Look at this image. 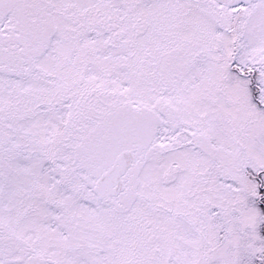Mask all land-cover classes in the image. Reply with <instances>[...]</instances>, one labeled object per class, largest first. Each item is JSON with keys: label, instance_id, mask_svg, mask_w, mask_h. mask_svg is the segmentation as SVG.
Here are the masks:
<instances>
[{"label": "snow or ice", "instance_id": "1", "mask_svg": "<svg viewBox=\"0 0 264 264\" xmlns=\"http://www.w3.org/2000/svg\"><path fill=\"white\" fill-rule=\"evenodd\" d=\"M0 264H264V0H0Z\"/></svg>", "mask_w": 264, "mask_h": 264}]
</instances>
